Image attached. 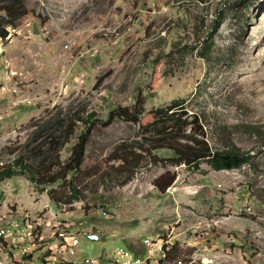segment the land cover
Masks as SVG:
<instances>
[{"label":"rangeland","instance_id":"1","mask_svg":"<svg viewBox=\"0 0 264 264\" xmlns=\"http://www.w3.org/2000/svg\"><path fill=\"white\" fill-rule=\"evenodd\" d=\"M27 8L31 16L0 40V158L35 125L63 119L76 136V114L106 122L112 106L132 108L141 94L143 122L151 110L184 100L189 112L211 117L204 125L213 149L223 124L253 159L221 172L146 159L121 183L109 156L140 130L119 119L94 123L80 198L55 209L48 192L57 186L16 176L0 183V217L16 209V219L45 221L29 225L28 238L46 243L44 263L62 251L56 234L66 227L79 239V262L108 260L123 248L140 264H167L163 246L177 245L189 260L177 264H264V142L237 127L264 133V0H28ZM166 171L176 178L160 193L154 182Z\"/></svg>","mask_w":264,"mask_h":264},{"label":"trees","instance_id":"2","mask_svg":"<svg viewBox=\"0 0 264 264\" xmlns=\"http://www.w3.org/2000/svg\"><path fill=\"white\" fill-rule=\"evenodd\" d=\"M28 0H0V40H5L11 29H15L21 20L31 16L27 8ZM204 2L205 0H200ZM244 0H239L243 3ZM42 22H46L43 18ZM219 21L214 22L216 31ZM212 34L210 35V39ZM210 46H207V50ZM153 89V88H152ZM134 106H112L107 114V121L96 120L94 114H76L81 123L80 132L74 136V130L65 126L63 119L44 122L33 126L24 144L17 148H5L3 151L9 158H0V183L16 176L25 177L36 187L57 186L58 190H50L48 198L55 209L62 205H70L78 200L85 189L82 177V164L90 131L94 123L108 125L112 120L138 126L139 139L129 144H121L110 154L109 158L116 165L114 170L121 176L122 182L129 181L136 169L146 159L163 162L169 166H183L189 170L198 169L205 163L212 171H232L244 165H252L253 155L241 150L232 140L230 128H220L219 148L213 149L206 139L205 123L211 117L204 113L189 112L184 100H174L169 106L151 110L148 122H143L145 101L140 94L135 97ZM253 133L256 139L264 142V133L260 128L247 125L237 126ZM237 129V128H236ZM67 147V157L63 163L54 164L59 152ZM163 156H157V152ZM11 156V157H10ZM175 174L166 171L154 182L155 189L165 193L175 181ZM164 262L167 264L187 263L180 255L183 250L177 245L163 246ZM184 255V254H183Z\"/></svg>","mask_w":264,"mask_h":264},{"label":"built area","instance_id":"3","mask_svg":"<svg viewBox=\"0 0 264 264\" xmlns=\"http://www.w3.org/2000/svg\"><path fill=\"white\" fill-rule=\"evenodd\" d=\"M27 215V226H18L16 220V209L12 214L0 217V242L3 244V254H0V264L6 261H16V264H140V260L126 249H117L108 260L104 258L87 257L82 261L75 258L79 247V239L76 234L68 232L66 227L59 228L63 236V248L59 253L51 255V263H44L41 257V249L46 243H38L28 240L29 225H40L45 222L42 218L33 219ZM86 239H93L90 233H83ZM48 243V242H47ZM8 247V250H7ZM10 254L11 258L7 256Z\"/></svg>","mask_w":264,"mask_h":264},{"label":"bare ground","instance_id":"4","mask_svg":"<svg viewBox=\"0 0 264 264\" xmlns=\"http://www.w3.org/2000/svg\"><path fill=\"white\" fill-rule=\"evenodd\" d=\"M18 221V226H27L26 218L16 219ZM28 238H31L30 227L28 228Z\"/></svg>","mask_w":264,"mask_h":264}]
</instances>
